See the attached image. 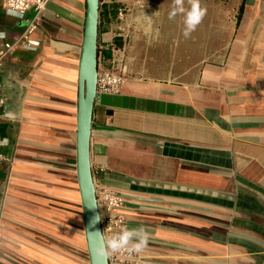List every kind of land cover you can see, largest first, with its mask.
<instances>
[{
	"label": "crops",
	"instance_id": "0c3cea01",
	"mask_svg": "<svg viewBox=\"0 0 264 264\" xmlns=\"http://www.w3.org/2000/svg\"><path fill=\"white\" fill-rule=\"evenodd\" d=\"M208 3L188 38L169 0L100 3L98 43L134 31L138 48L119 59L123 90L98 94L90 136L96 191L151 233L133 264H264V0ZM86 12V0H51L22 23L0 0V49L36 19L38 43L0 73V264H90L77 173Z\"/></svg>",
	"mask_w": 264,
	"mask_h": 264
},
{
	"label": "water",
	"instance_id": "95a60500",
	"mask_svg": "<svg viewBox=\"0 0 264 264\" xmlns=\"http://www.w3.org/2000/svg\"><path fill=\"white\" fill-rule=\"evenodd\" d=\"M87 12L84 37L79 61L78 113H77V173L84 218L90 264H109V256H100L96 249L105 239L101 235V217L96 186L90 162V136L93 110L98 98L99 71V18L101 0H86Z\"/></svg>",
	"mask_w": 264,
	"mask_h": 264
},
{
	"label": "built area",
	"instance_id": "2783aa9c",
	"mask_svg": "<svg viewBox=\"0 0 264 264\" xmlns=\"http://www.w3.org/2000/svg\"><path fill=\"white\" fill-rule=\"evenodd\" d=\"M51 0H24L26 8L23 13V17L29 11L36 13V18L45 9L47 4ZM2 9L7 15L9 0H1ZM14 16V15H10ZM16 17V16H14ZM37 20V19H36ZM36 20L32 22L28 28L17 38L12 41H5L0 49V73L3 70L6 59L11 56L17 49L23 48L28 50H34L38 43L31 39L36 30ZM125 84V78L115 71L102 70L98 71L97 93L98 94H116L120 93ZM6 105V99L3 93L2 86L0 84V123L3 118V109ZM1 141V140H0ZM1 147V145H0ZM8 158L0 151V165L7 162ZM99 209L101 213V227L104 237L111 236L118 233L123 226H126L125 218L123 217L121 210L123 208V199L116 193L101 188L96 191ZM137 259V254H129L126 251H120L109 255V264H133Z\"/></svg>",
	"mask_w": 264,
	"mask_h": 264
},
{
	"label": "clouds",
	"instance_id": "9594fccd",
	"mask_svg": "<svg viewBox=\"0 0 264 264\" xmlns=\"http://www.w3.org/2000/svg\"><path fill=\"white\" fill-rule=\"evenodd\" d=\"M186 3L188 6H186ZM26 8L24 0H9L8 13L23 21V13ZM183 17V35L188 38L197 26L202 22L206 15V9L201 7L200 0H172V5L168 13V18L175 19L177 16ZM0 32V39L4 37ZM7 141H0V145H6ZM101 217L94 218V222H99ZM103 235V233H101ZM151 238L150 231L144 227L129 228L123 226L118 233L106 237L96 252L100 256H109L112 253L126 251L129 254L142 253L148 246Z\"/></svg>",
	"mask_w": 264,
	"mask_h": 264
},
{
	"label": "rangeland",
	"instance_id": "374dc122",
	"mask_svg": "<svg viewBox=\"0 0 264 264\" xmlns=\"http://www.w3.org/2000/svg\"><path fill=\"white\" fill-rule=\"evenodd\" d=\"M150 1L151 0H145V3H147V5H150ZM158 1L160 2L161 0H158ZM164 1H166V0H164ZM206 1L209 2V3L211 2V0H206ZM209 3H208V5L212 4V3H210V4ZM162 4L165 5L166 3L162 1L161 5ZM169 5L170 6L172 5V2L170 3V0H169ZM117 7H119V6H116L115 5V7H114V11L116 12V16L118 14H121L122 12L123 13H126L125 10H120V9H122V6H120L121 8L120 7L117 8ZM101 31H103V28H101ZM133 33H134V31H132L130 33V36L129 37L126 35L127 41H122L123 38L116 39V41H114L113 46H111L109 49L108 48L107 49L104 48L103 45H102V43H101V41H99V43H98L99 44V49L102 50V54L101 55L99 54V59H100L99 60V62H100L99 63V69L115 71L117 73H120L124 78H127L126 73L124 75L122 69L121 68L118 69L119 65L121 67H122V65L125 66L123 64L124 62L123 63L120 62L119 59L121 58L122 55H123V58L124 57H128L129 58V55H130L131 58H132L131 60L134 61V59H135V52H136V49H138V48H137V46L135 44L136 41H135V37H133L134 36ZM136 34L138 35V38H141L142 36L145 37L146 34L147 35L150 34V31L148 33L147 32L146 33H141V32L135 33V36H136ZM154 48L155 47H152L151 50H153ZM105 50L106 51L107 50H110L113 53V55L110 58V61L107 59L106 53H104V52H106ZM147 50H149V48H145V52ZM149 53L150 54H153L154 52L153 51H150ZM146 54H147V52H146ZM115 55H116V57H115ZM138 58H140V55L138 56ZM105 60L107 61L106 63H105ZM129 62H130V64L132 63L131 61H129ZM104 63H105V65H104Z\"/></svg>",
	"mask_w": 264,
	"mask_h": 264
},
{
	"label": "trees",
	"instance_id": "16d2710c",
	"mask_svg": "<svg viewBox=\"0 0 264 264\" xmlns=\"http://www.w3.org/2000/svg\"><path fill=\"white\" fill-rule=\"evenodd\" d=\"M102 1V0H101ZM104 15H105V5H103L102 6V8H101V11H100V20H102L103 19V17H104ZM100 49H99V54H100ZM106 57L107 58H110L111 57V52H107L106 53Z\"/></svg>",
	"mask_w": 264,
	"mask_h": 264
}]
</instances>
